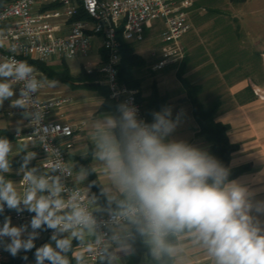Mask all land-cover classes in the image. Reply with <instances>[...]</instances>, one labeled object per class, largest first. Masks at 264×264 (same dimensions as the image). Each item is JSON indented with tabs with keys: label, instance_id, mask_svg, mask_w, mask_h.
I'll list each match as a JSON object with an SVG mask.
<instances>
[{
	"label": "clouds",
	"instance_id": "9594fccd",
	"mask_svg": "<svg viewBox=\"0 0 264 264\" xmlns=\"http://www.w3.org/2000/svg\"><path fill=\"white\" fill-rule=\"evenodd\" d=\"M44 83L27 61L0 57V106L22 85L12 107L23 109L32 121L40 120L33 94ZM117 112L102 115L89 128L88 167L75 169L57 154L41 163L44 171L29 168L37 154L23 144L17 153H24L22 190L6 176L16 145L0 136V214L5 208L34 214L20 226L5 216L0 248L13 257L35 248L36 264H88L93 255L100 264H121L118 253L134 254L139 240L152 260L176 264L186 256L187 238L212 264H264V224L258 219L264 215V200H256V192L241 181L230 180V169L208 151L169 139L180 122L170 107L153 112L152 123L139 119L138 109L127 101L117 105ZM80 153L86 157L89 147ZM73 170L83 189L66 186L64 178ZM90 174L104 177L105 209L95 194L89 195L97 181L84 186ZM102 210L109 215L107 221L96 216ZM101 223L110 234L100 230ZM47 230H52L55 246L37 248L35 241ZM22 259L27 261V255Z\"/></svg>",
	"mask_w": 264,
	"mask_h": 264
},
{
	"label": "crops",
	"instance_id": "0c3cea01",
	"mask_svg": "<svg viewBox=\"0 0 264 264\" xmlns=\"http://www.w3.org/2000/svg\"><path fill=\"white\" fill-rule=\"evenodd\" d=\"M193 9L194 7L190 13V21H192L191 19L195 12ZM225 17H227L225 20L226 25H224L226 29L220 30L214 37L215 40L218 39V43L215 46H211L210 42H208L207 49L203 48L201 52L195 54L202 55V58L195 64H191L190 61L184 76L188 77L193 84H203L205 86L202 96L207 98V100H212L217 96L221 98L222 106L216 116V120L229 125V139L231 143L236 145V150L231 156L230 166L231 168L249 166L248 169L234 179L241 181L255 191L256 200H264V99L256 97L254 92L249 89L253 84L264 86V64L262 60L264 41L261 40L264 36V22H257L255 28H251L241 22L243 31L239 32L237 30L239 26L235 24L239 18L236 15ZM228 18H231L234 23L231 24L232 21L230 23ZM249 28L253 29L251 32H255V35H251ZM234 40H237L238 43L236 44ZM242 43L245 45V49L240 48L243 46ZM185 47L187 46L185 45ZM186 50L189 51V48L187 47ZM188 51L187 56L192 59ZM156 60L152 63L151 69ZM54 63L51 64L58 65V62ZM179 66L172 65L162 70L153 71L154 74L147 78L150 79L149 82L146 83V86H144L145 84L142 86V97L147 98L150 96L152 84L156 82L159 93L162 96H168V107L172 110L173 118H176L177 114L180 116L179 125L169 139L186 141L211 154V144L203 136L197 134L198 124L193 115V106L187 99L186 92L178 78ZM42 78L45 81L41 89L42 99L48 100L59 97L66 99V102L61 107L51 113L50 119L71 123L77 127L74 136V146L69 152L70 164H74L75 169L81 166H90L92 159L91 143L88 137L89 128L102 115L113 114L112 111L101 108L105 100L103 92L97 88L74 87L52 79L46 76L45 73H43ZM253 79L259 80L261 83H255ZM101 83L106 85L104 80L98 84ZM217 87L225 89L220 93H216L215 88ZM16 98H18V95L15 93L14 97L6 100L3 106H0V127L8 129L15 136V140L12 143L16 147L13 148L12 157H10L12 170L6 176L16 182L18 188L22 190L23 187L20 183L23 174L19 173V169L24 153L17 154L20 147L28 143V150L37 154L36 158L29 163V168L39 167L42 172L41 163L44 160V156L37 142L22 140L15 135L18 132H24L28 128L27 117L23 115L20 108L12 107L11 105V100ZM33 142H35L34 145L32 144ZM87 147H89V154L85 157L80 152ZM93 181H97V183L91 186L89 194L90 196L95 194L98 197L100 207L105 209L106 201L104 196L101 195L104 177L90 174L84 182V186L87 187ZM78 185L83 187L82 184ZM96 189L99 190L100 196L97 195ZM100 212L107 211L102 210ZM258 219L264 224V215H258ZM11 223L13 226L26 224L16 221H11ZM50 237L49 230L41 231L40 237L35 241L36 247L38 248L45 243H52L55 246ZM184 243L186 256L183 260L176 261V264H212L206 253L194 246L190 240L186 238ZM31 253H35V248L26 253L22 251L16 257L5 251L7 264H30L35 259V256L28 258L27 261L23 260L22 257ZM118 255L120 256L121 264H127L130 254L118 253ZM153 261L148 255V251L145 250L138 264H153Z\"/></svg>",
	"mask_w": 264,
	"mask_h": 264
},
{
	"label": "built area",
	"instance_id": "2783aa9c",
	"mask_svg": "<svg viewBox=\"0 0 264 264\" xmlns=\"http://www.w3.org/2000/svg\"><path fill=\"white\" fill-rule=\"evenodd\" d=\"M193 6L194 0H11L0 6V57L15 56L17 60L27 61L43 77V72L33 62L51 64L79 55L86 56L98 40L101 46L100 63L97 68L85 69L89 73L100 72L111 98L119 103L130 102L138 109V118L149 123L145 109L137 98L138 90L120 79L122 40L141 44L147 38L148 27L162 21L163 29L156 37L161 46L160 53L152 69L158 71L175 65L186 54L182 38L192 29L190 13ZM13 46L15 51L10 50ZM262 59L264 64V53ZM21 87H15L18 97ZM252 87L256 97L264 99V86L254 84ZM41 89L33 94V99L37 96L36 107L42 118L32 121L31 117H27L28 128L15 135L22 140L37 142L44 156L42 163L56 159L57 154L70 163L69 152L74 146L77 127L50 119L51 113L66 99L44 100ZM36 110L35 107L31 109L33 112ZM20 111L24 112L23 109ZM64 180L69 188L79 186L74 170ZM20 184L23 187L22 181ZM32 215L28 211L18 214L5 208L0 214V226L5 216L11 221L28 223ZM96 216L99 221L109 219L107 212H98ZM100 230L110 234L103 223ZM49 232L52 235V230ZM0 264H7L3 248H0ZM30 264H36L35 259ZM88 264L100 262L93 255L88 257Z\"/></svg>",
	"mask_w": 264,
	"mask_h": 264
},
{
	"label": "trees",
	"instance_id": "16d2710c",
	"mask_svg": "<svg viewBox=\"0 0 264 264\" xmlns=\"http://www.w3.org/2000/svg\"><path fill=\"white\" fill-rule=\"evenodd\" d=\"M9 1L10 0H0V6ZM229 1L230 3L236 4L247 0ZM196 5L199 6L195 0L193 7L195 8ZM211 12L216 13L217 9L213 10V8H209V13ZM237 22L238 21H236V23ZM237 30L241 32L239 27ZM217 40L218 39H216L214 45L218 43ZM121 53L122 59L119 65L120 79L130 87L138 90L137 98L145 109L148 122L152 123V113L160 111L162 108L168 107L169 105L168 96H162L159 93L156 82L152 84V93L150 96L147 98L142 97V86L144 82L147 80L148 75L152 76L154 74L151 69L153 62L150 63L146 57L137 51L135 43L122 40ZM190 61L191 58L187 56L186 52L185 57L180 64H178L180 65L178 69V78L186 92L187 99L193 106V115L198 124L197 134L203 136L211 144V155L220 160L230 169L229 179L232 180L248 169L249 166L231 168L230 160L233 152L236 150V145L231 143L229 139V125L216 120V116L222 106V100L219 96L212 100H207V98L202 96L205 91V86L203 84H193L188 77L184 76ZM33 63L37 69L52 79L67 83L74 87L100 89L105 96V100L101 108L103 110L112 111L113 115H119L117 112V105L120 103L111 98L106 85L102 83L98 84L103 80V75L100 73H89L85 68H83L79 75L73 76L66 60H63L59 65H47V63L38 61ZM246 72L250 73L248 71ZM249 89L253 91L252 87H249ZM0 136L7 137L11 142L15 140V136L6 128L0 127ZM96 193L100 196L98 189H96ZM134 248L135 252L134 254L129 255L127 264H138L143 251L147 250V248L139 240L134 244ZM69 255L71 256V254ZM33 256L34 254L32 253L27 255L28 258ZM72 264H75L74 260L72 261ZM153 264H172V261H153Z\"/></svg>",
	"mask_w": 264,
	"mask_h": 264
},
{
	"label": "rangeland",
	"instance_id": "374dc122",
	"mask_svg": "<svg viewBox=\"0 0 264 264\" xmlns=\"http://www.w3.org/2000/svg\"><path fill=\"white\" fill-rule=\"evenodd\" d=\"M196 2L198 3L199 6L196 5L195 8L193 9V11L195 10V12L193 13L191 19L192 29L182 38V44L184 46L185 53L188 51L186 50V48L187 47L189 48L188 54L190 53V56L192 57L191 64H195L196 62H199L200 59L202 58L201 57L202 55H195V54L201 52L203 48L207 49L208 42H210L211 46H213L214 45L213 42L216 41L214 39L216 33L218 34L220 30L226 29L224 25H226L225 20L227 19V17L224 18V16L236 15L239 19L237 20L238 22L235 24L236 25L238 24L240 31H243L241 22H244L245 25L251 28H255L257 22H264V0H247L245 2L236 3V4L230 3L229 0H196ZM209 8H213V10L217 9V12L209 13ZM228 19L230 23L232 21L231 24L234 23V21L231 18ZM148 28H149L147 31L148 35L145 42L141 44H137L136 49L140 54L145 56L148 59V61L151 63L154 62V60H156L158 54L160 53L159 51L161 46L157 42L156 37L158 36V32H160L163 29V23L162 21H157L152 23ZM251 30L253 29H250L251 35H255V32H251ZM261 40L264 41V36L261 38ZM234 42L236 44L238 43L237 40H234ZM185 45L187 47H185ZM243 46H241L240 48L245 49V45ZM100 51H101L100 42L97 40L93 50L90 51L88 55L86 56L79 55L78 57L68 59L67 63L69 65L72 75L73 76L79 75L83 68H97L101 60ZM182 60L178 61V63H176L175 65L180 64ZM60 63L61 62H59L58 65ZM54 64H47V65H54ZM95 72L100 73L97 71ZM147 80L148 81L144 82L145 84L144 86H146V83L149 82L150 79ZM253 82L261 83L259 80H254V79ZM223 89L225 88L222 87L215 88L216 93L218 92L220 93ZM208 92L211 93V91L209 90Z\"/></svg>",
	"mask_w": 264,
	"mask_h": 264
}]
</instances>
